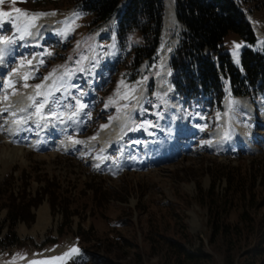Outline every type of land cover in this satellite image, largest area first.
Segmentation results:
<instances>
[{
  "label": "rangeland",
  "instance_id": "obj_1",
  "mask_svg": "<svg viewBox=\"0 0 264 264\" xmlns=\"http://www.w3.org/2000/svg\"><path fill=\"white\" fill-rule=\"evenodd\" d=\"M234 1L256 38L252 46L234 34L222 40L223 51L240 71L242 50L264 51V11L254 0ZM166 3H170L169 9L162 18L155 56L151 63H142L136 74L126 69L134 35L129 36L127 46L120 49L114 38V19L90 30L88 18L77 14L65 0H5L0 4V12L10 13V16L0 17V27L7 26L6 36L25 39L30 29L39 23L34 30L40 29L44 34L53 29L50 34L54 38L42 49V55L33 51L39 56L37 64L29 63L33 54L24 64L31 66L26 74L35 76L25 75L20 86L10 81L13 90L11 83H7L9 79L5 78L0 88V185L6 179L10 191L23 186L26 192L33 194L51 181L69 214L64 220L58 209L51 214L43 198L31 209V223L14 225L12 230L17 242L12 245L7 240L0 242V264H171L169 241H178L191 251L199 249L210 256L213 264H224L226 251L235 264L247 261L264 264V252L261 256L252 255L253 249L264 248L261 236L264 195L260 189L256 190L253 207L245 209L237 202L225 209L228 212L224 223L236 225L238 222V230L226 236L210 234L207 212L194 201L196 184L202 190L210 184L204 169L234 167L247 180L243 175L250 172V163H254V168L264 163V131L251 129L250 124L256 120L249 114L252 112L245 98L237 99L238 103L230 99L218 118L222 128L218 139L205 141L200 136L195 148L190 138L184 143L174 142L173 128L185 120L175 112L169 61L184 29L176 21L173 0H165ZM38 13L44 15L33 19ZM84 64L92 70L96 66L105 69L103 84L88 102L81 104L79 100L71 106L60 96L67 91L75 92ZM57 70L62 74H54ZM149 80L152 81L151 92L147 91ZM36 84H42L41 89H35ZM2 89L6 91L3 94ZM37 91L41 94L37 95ZM17 94L23 96V102L28 99L34 116L29 107L23 109L26 106L22 102L12 103L15 98L12 97ZM41 104L43 107L37 112ZM49 104L55 109L47 115ZM249 104L261 106L257 113L264 126V100ZM79 110L84 116L85 129L81 133L63 131L67 113L71 111L67 121L73 122L81 115ZM120 113L124 116L117 117ZM15 125L22 130L13 129ZM236 126L241 132L234 129ZM159 129H162L160 136L141 145L136 141L143 134L149 136ZM16 134L19 139L15 138ZM112 136L116 141L109 139ZM239 137L246 146L240 145ZM38 138H47L49 145L39 141L34 145L39 149L19 143V140ZM167 139L175 144V149L167 157H161L160 151L155 149L165 145ZM102 140H107L106 144ZM212 143H216L213 144L216 149L209 148L206 153L205 144ZM222 186L219 182L214 191L219 193ZM40 209L44 210V218L39 221ZM241 211L252 222L237 221ZM4 218L2 209L0 239L7 231L6 223L2 222ZM181 235H186L187 240H182ZM73 248L78 251L70 253Z\"/></svg>",
  "mask_w": 264,
  "mask_h": 264
},
{
  "label": "trees",
  "instance_id": "obj_2",
  "mask_svg": "<svg viewBox=\"0 0 264 264\" xmlns=\"http://www.w3.org/2000/svg\"><path fill=\"white\" fill-rule=\"evenodd\" d=\"M75 12L88 18L90 30L107 24L112 18L115 26V40L120 49L127 46L129 36L135 38L129 46V64L126 69L136 74L139 66L151 63L158 45L162 29V18L165 12V0H65ZM259 9L264 11V0H254ZM176 21L184 29L169 61L172 74L171 85L174 94L183 102L191 123L216 112L221 99L226 96H260L264 89V51L251 52L244 49L240 53V71L233 67L229 56L223 51L222 40L228 34L240 37L249 46L256 38L246 22L240 6L234 0H173ZM208 52V53H206ZM213 57V58H212ZM133 76V75H132ZM147 91H152L149 80ZM203 103L202 109L198 105ZM196 111V112H194ZM259 162V161H258ZM250 172L245 180L236 168L218 166L204 169L210 184L202 190L196 184L194 201L206 214V224L210 234L226 236L238 230L236 225L224 223L229 206L240 203L242 208H251L256 202V190L264 195V163H250ZM242 179V180H241ZM247 181V182H244ZM219 182L223 183L220 192H215ZM6 179L0 185V210L5 211L3 225L6 223V234L1 241L12 245L17 242L13 227L17 222L29 224L33 220L31 209L43 198L48 203L51 214L56 209L61 218L67 219L66 206L58 198L52 182L34 191H25L21 186L15 192L10 191ZM7 194L6 197L4 194ZM244 205V206H243ZM255 207V206H254ZM251 221L241 211L237 221ZM252 222V221H251ZM264 225V222H263ZM61 234V231H58ZM261 236L264 242V232ZM187 240L186 235L180 236ZM171 264H213L210 256L199 249L189 250L178 241H169ZM264 248L253 249V256H261ZM224 264H235L229 251L224 254ZM244 264H254L247 261Z\"/></svg>",
  "mask_w": 264,
  "mask_h": 264
},
{
  "label": "bare ground",
  "instance_id": "obj_3",
  "mask_svg": "<svg viewBox=\"0 0 264 264\" xmlns=\"http://www.w3.org/2000/svg\"><path fill=\"white\" fill-rule=\"evenodd\" d=\"M168 4H170V3H166L165 4V6H166V8H165V11L167 12L168 11V9H169V5ZM173 7V6H172ZM164 14H165V12H164ZM38 25H39V23H38ZM37 25V26H38ZM37 26H35V27H37ZM35 27H33L32 29H31V32H30V35H29V37L26 39V42L27 43H32V42H34V41H37V40H39V38H40V36L43 34L42 33V31L40 30V29H35L34 30V28ZM34 30V31H33ZM1 61V65H2V62L4 61V60H0ZM16 98H18V96L17 97H15L14 98V102H15V99ZM237 99H242V98H237ZM248 105H249V103H248ZM250 106V105H249ZM120 115H123L124 116V114L123 113H120L117 117H119ZM116 117V118H117ZM114 120V119H113ZM124 120H125V118H124ZM113 122V121H112ZM115 124H118V122H116ZM111 125H112V123H111ZM111 127V126H110ZM16 128V126H13V129H15ZM63 128H65V129H67V130H72V131H76V130H82V126L80 125V120H78L77 122H75V123H73V124H71V125H65ZM61 129V128H60ZM105 131H109V129L108 130H105ZM105 131H102V132H105ZM100 135V134H99ZM109 138V137H108ZM118 138V137H117ZM45 140H40L39 138L38 139H36V140H32V141H29L27 144H29V145H37V143H39V141H41V142H43V141H45V145H49V142L50 141H48V139L47 138H44ZM98 139H99V137H98ZM109 139H113L114 141H116V138L115 137H110ZM99 141H100V139H99ZM30 142H32L33 144H30ZM101 142H103V144H106L105 142H107V140L106 141H101ZM122 167H123V165H121ZM39 221L41 220V219H43L44 217V210L43 209H40V212H39Z\"/></svg>",
  "mask_w": 264,
  "mask_h": 264
},
{
  "label": "snow or ice",
  "instance_id": "obj_4",
  "mask_svg": "<svg viewBox=\"0 0 264 264\" xmlns=\"http://www.w3.org/2000/svg\"><path fill=\"white\" fill-rule=\"evenodd\" d=\"M4 2H5V0H0V4H3ZM14 11L17 12V13H19V12H20V9H14ZM40 15H44V14H40V13L35 14L34 17H33V19L39 17ZM6 16H10V13H9V12H0V17H6ZM2 42L7 43V42H9V41H8L7 38H4V40H3ZM49 75L51 76V74H49ZM27 78H28V77H25V79H27ZM44 79L47 80V79H49V77H45ZM25 87H27V85H25ZM34 87H35V89L39 90V89H41L42 84H36ZM40 94H41V93H40L39 91H37V95H40ZM5 99H7V97H5ZM45 102H46V101H45ZM42 107H43V104H41V105L37 108V112H39V111H40V108H42ZM77 251H78V249L73 248V249L70 250V253H74V252H77ZM70 253H65V255L67 256V255H69ZM57 259H60V258H57Z\"/></svg>",
  "mask_w": 264,
  "mask_h": 264
}]
</instances>
